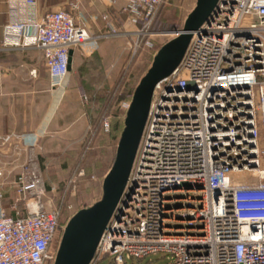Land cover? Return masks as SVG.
Segmentation results:
<instances>
[{
  "label": "built area",
  "instance_id": "2783aa9c",
  "mask_svg": "<svg viewBox=\"0 0 264 264\" xmlns=\"http://www.w3.org/2000/svg\"><path fill=\"white\" fill-rule=\"evenodd\" d=\"M164 2L125 0L136 28L128 64L153 49L151 36H167L151 32ZM22 3L25 13L12 10L1 46L39 50L51 89H61L71 50L90 38L69 11L37 22L35 1ZM101 128L109 132L108 118ZM83 177L78 170L63 196ZM13 187L14 201L0 209V264H54L50 250L72 206L49 208L39 175L27 168ZM127 188L90 264L153 254L167 264H264V0H219L192 32L179 66L154 88Z\"/></svg>",
  "mask_w": 264,
  "mask_h": 264
},
{
  "label": "crops",
  "instance_id": "0c3cea01",
  "mask_svg": "<svg viewBox=\"0 0 264 264\" xmlns=\"http://www.w3.org/2000/svg\"><path fill=\"white\" fill-rule=\"evenodd\" d=\"M34 1V21L47 12L66 10L90 39L71 50L68 79L63 88L53 90L39 50L1 46L12 10L23 14L26 7L23 0H0V209L7 211L21 170L27 168L41 176L34 161L37 155L62 154L78 143L80 135L81 143L85 139L88 121L82 110L89 102L86 95L104 87H95V77L109 80L116 75L136 29L129 23L125 0ZM156 26L151 32L162 31ZM50 143H55V150L49 148Z\"/></svg>",
  "mask_w": 264,
  "mask_h": 264
},
{
  "label": "rangeland",
  "instance_id": "374dc122",
  "mask_svg": "<svg viewBox=\"0 0 264 264\" xmlns=\"http://www.w3.org/2000/svg\"><path fill=\"white\" fill-rule=\"evenodd\" d=\"M195 1L165 0L160 8L159 18L155 22L157 24L155 29L162 30L161 32L167 33V36H151L153 49L150 51L140 49L130 64H128L129 55L125 46L123 63L116 75L109 80L95 77V87L97 84H104V87L95 88L94 94L86 95L89 102L86 103L82 112L86 115L88 124L84 129L86 134L82 143L80 135L78 143H75L71 150L63 148L65 151L62 154L50 152L35 157V165L40 171L43 183L44 202H49L51 209L58 208L60 203L72 206L71 211L65 212V221L68 216H73L79 210L88 208L100 200L102 181L113 164L117 144L123 130L126 111L122 105L131 100L135 88L150 68L159 48L173 38L168 33L183 26L184 20L195 6ZM105 118H108L110 122L108 133H104L101 128ZM54 145L55 143H50L49 148L55 150ZM84 149L87 151L84 152ZM80 169L84 170V177L77 181L75 194L70 196L67 193L63 196L65 184L70 178L75 177ZM12 196L10 204L15 199V193ZM64 220L61 223H64ZM60 239H57L51 247V253L58 250ZM168 261V258L162 254H153L143 260L128 259L124 264H167ZM99 264H110V260Z\"/></svg>",
  "mask_w": 264,
  "mask_h": 264
},
{
  "label": "water",
  "instance_id": "95a60500",
  "mask_svg": "<svg viewBox=\"0 0 264 264\" xmlns=\"http://www.w3.org/2000/svg\"><path fill=\"white\" fill-rule=\"evenodd\" d=\"M219 0H196L176 37L162 45L150 68L135 88L125 113L113 164L102 181V196L92 206L76 212L67 222L54 264H90L100 238L123 197L142 137L156 84L179 66L191 34L209 18Z\"/></svg>",
  "mask_w": 264,
  "mask_h": 264
},
{
  "label": "trees",
  "instance_id": "16d2710c",
  "mask_svg": "<svg viewBox=\"0 0 264 264\" xmlns=\"http://www.w3.org/2000/svg\"><path fill=\"white\" fill-rule=\"evenodd\" d=\"M182 29V26L179 28V29H176V30H181ZM95 135H96V133H95ZM87 150L86 149H84V152H86ZM85 154V153H84ZM83 158H84V156H83ZM63 211H65V210H63ZM66 213H64L63 214V217H61V222H63V220H64V215H65ZM65 221V220H64ZM65 223V222H64Z\"/></svg>",
  "mask_w": 264,
  "mask_h": 264
}]
</instances>
